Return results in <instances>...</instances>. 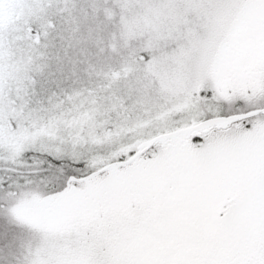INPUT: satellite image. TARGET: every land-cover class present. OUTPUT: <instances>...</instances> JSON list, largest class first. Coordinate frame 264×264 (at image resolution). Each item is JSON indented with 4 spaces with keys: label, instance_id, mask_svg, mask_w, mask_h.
Here are the masks:
<instances>
[{
    "label": "snow or ice",
    "instance_id": "obj_1",
    "mask_svg": "<svg viewBox=\"0 0 264 264\" xmlns=\"http://www.w3.org/2000/svg\"><path fill=\"white\" fill-rule=\"evenodd\" d=\"M0 264H264V0H0Z\"/></svg>",
    "mask_w": 264,
    "mask_h": 264
}]
</instances>
